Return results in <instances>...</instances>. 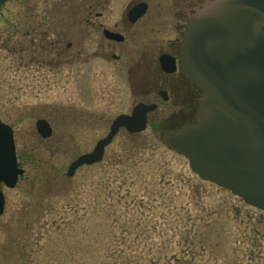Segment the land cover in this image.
<instances>
[{
  "label": "rangeland",
  "instance_id": "rangeland-1",
  "mask_svg": "<svg viewBox=\"0 0 264 264\" xmlns=\"http://www.w3.org/2000/svg\"><path fill=\"white\" fill-rule=\"evenodd\" d=\"M127 1L114 0L112 21L113 8ZM149 3L151 12L166 10V21L179 22L172 9L182 10L183 2ZM44 7L43 0L0 5V119L13 129L25 170L15 187L2 189L0 264H264V212L201 180L161 143V126L120 130L102 161L66 175L139 98L113 71L102 96L85 85L76 89L68 68L44 78L38 65L15 61L14 51L29 39L26 21L36 24ZM156 29L144 40L166 35ZM38 119L50 123L51 137L40 138Z\"/></svg>",
  "mask_w": 264,
  "mask_h": 264
},
{
  "label": "water",
  "instance_id": "water-1",
  "mask_svg": "<svg viewBox=\"0 0 264 264\" xmlns=\"http://www.w3.org/2000/svg\"><path fill=\"white\" fill-rule=\"evenodd\" d=\"M145 11L146 4L140 3L129 14L136 18ZM179 55L189 79L204 92L199 122L163 131L160 141L184 156L201 180L264 212V0H213L201 7L186 23ZM154 107L139 103L130 114L116 116L107 135L91 152L73 160L66 175L100 162L120 129L129 134L145 130L146 115ZM35 128L41 138L52 134L44 119H38ZM23 172L13 130L0 121V215L2 185L15 187Z\"/></svg>",
  "mask_w": 264,
  "mask_h": 264
},
{
  "label": "flooded vegetation",
  "instance_id": "flooded-vegetation-1",
  "mask_svg": "<svg viewBox=\"0 0 264 264\" xmlns=\"http://www.w3.org/2000/svg\"><path fill=\"white\" fill-rule=\"evenodd\" d=\"M43 1L45 7L38 22L26 21L29 39L14 51L15 61L27 59L30 68L38 65L40 77L44 78H58L68 68L77 82L76 89L85 85L102 96L109 88L105 81L113 71L139 98L137 104L155 106L146 115L147 126L179 130L199 122L203 91L188 78L179 55V43L195 10L191 7L200 8L204 0H194L193 4L192 0H167L177 2V6L181 1L184 3L181 9H188V13L172 9L173 17L179 21L175 24L166 21V10L151 12L149 0H129L117 10L113 8V21L114 0ZM63 2L66 6L71 4L70 8L64 10ZM140 3L146 4L145 13L136 18L130 16V11ZM157 5L161 7L162 3ZM28 12L32 11L29 9L25 17H30ZM154 27L157 34L163 31L166 35L145 41L143 33L148 28L154 32ZM107 33L117 36L111 39ZM73 109L76 113L80 111L75 106Z\"/></svg>",
  "mask_w": 264,
  "mask_h": 264
}]
</instances>
